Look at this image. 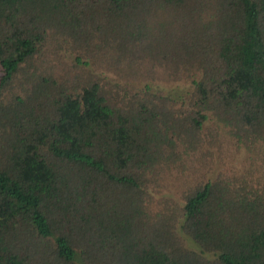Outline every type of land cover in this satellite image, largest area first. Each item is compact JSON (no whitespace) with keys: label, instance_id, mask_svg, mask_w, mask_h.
I'll list each match as a JSON object with an SVG mask.
<instances>
[{"label":"trees","instance_id":"1","mask_svg":"<svg viewBox=\"0 0 264 264\" xmlns=\"http://www.w3.org/2000/svg\"><path fill=\"white\" fill-rule=\"evenodd\" d=\"M0 264H264V0H0Z\"/></svg>","mask_w":264,"mask_h":264},{"label":"rangeland","instance_id":"2","mask_svg":"<svg viewBox=\"0 0 264 264\" xmlns=\"http://www.w3.org/2000/svg\"><path fill=\"white\" fill-rule=\"evenodd\" d=\"M177 91H180L181 90V88L179 87V86H177L176 88H175ZM244 157H245V153H243V154H241V155H238L235 159H229V160H231L232 161V163H233V165L234 166H236V167H242V160L244 159ZM217 168H219V166H217ZM217 174V173H216ZM215 173H214V176L216 175ZM167 192H169V191H167Z\"/></svg>","mask_w":264,"mask_h":264}]
</instances>
